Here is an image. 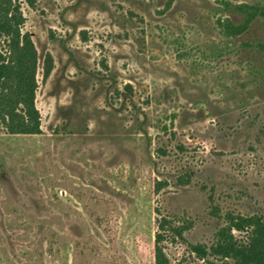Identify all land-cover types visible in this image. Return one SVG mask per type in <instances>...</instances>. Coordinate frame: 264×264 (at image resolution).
Returning <instances> with one entry per match:
<instances>
[{
    "label": "rangeland",
    "instance_id": "1",
    "mask_svg": "<svg viewBox=\"0 0 264 264\" xmlns=\"http://www.w3.org/2000/svg\"><path fill=\"white\" fill-rule=\"evenodd\" d=\"M12 10L40 133L0 120V264H154L160 219L181 234L163 242L171 264H237L209 252L229 218L264 224V0Z\"/></svg>",
    "mask_w": 264,
    "mask_h": 264
},
{
    "label": "trees",
    "instance_id": "2",
    "mask_svg": "<svg viewBox=\"0 0 264 264\" xmlns=\"http://www.w3.org/2000/svg\"><path fill=\"white\" fill-rule=\"evenodd\" d=\"M13 1L0 0V37L5 38L8 47V55L0 56V120L11 135H37L40 130L39 114L34 105L36 54L30 35L20 32L22 18L17 10H12ZM49 72L48 66L45 75ZM169 225L165 219L157 221L154 264H171L162 246L168 233L176 231ZM232 231L247 232L246 242L239 241L238 245ZM192 251L201 260L210 254L233 259L237 264H264V224L254 216L229 218L225 228L218 230L209 254L199 245L192 246Z\"/></svg>",
    "mask_w": 264,
    "mask_h": 264
}]
</instances>
